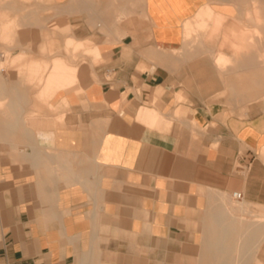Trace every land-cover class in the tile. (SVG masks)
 <instances>
[{
	"label": "crops",
	"instance_id": "0c3cea01",
	"mask_svg": "<svg viewBox=\"0 0 264 264\" xmlns=\"http://www.w3.org/2000/svg\"><path fill=\"white\" fill-rule=\"evenodd\" d=\"M208 2L0 8V264H264L263 49Z\"/></svg>",
	"mask_w": 264,
	"mask_h": 264
},
{
	"label": "rangeland",
	"instance_id": "374dc122",
	"mask_svg": "<svg viewBox=\"0 0 264 264\" xmlns=\"http://www.w3.org/2000/svg\"><path fill=\"white\" fill-rule=\"evenodd\" d=\"M211 1H213L215 4H212L211 2H208V4H210L213 8L217 7L218 9H230L232 11L231 13H233L234 10L236 11V16H232L230 18L226 17V19L227 20L230 19V20L234 21L237 25L241 26L244 30H246V32L248 34L250 33L253 35L254 42H252L253 45H249L250 43L247 45L248 50L249 49L251 50L252 48H254L256 50L259 48H262L263 49L262 56L264 59V10H261L262 9V2H257L255 0H248L251 2V3H248V5H247L249 7L248 8L246 6V4L244 3V0L243 1L242 0H239V1H236V0H233V1L211 0ZM38 2L44 3L45 7L49 6L48 8H45L44 15L39 16V21H42L43 18L46 19L44 22L42 21L40 23H45L46 25L51 26L53 24V22H52V0H0V8L4 9L7 7L8 8L7 10L9 11V13L11 15H13L14 13H17L20 20L23 23L33 24L34 22L36 23V20H38L37 15H36V13H37L36 11L40 10V7H42V5L38 6ZM202 7L205 8L207 6L204 5ZM255 7L257 9H255ZM249 10L252 12H250ZM258 10L260 13L258 12ZM214 11L215 10H213L212 12H214ZM259 15H260V17H259ZM206 17L209 20H211L212 15H206ZM209 22L205 25V27H196L197 29H195L190 35L187 36V39L191 40L193 45L198 44L197 41H199L201 39L200 36L208 33V31L210 30ZM245 25H251L252 27H248ZM17 34H18L17 32H13L11 35L13 37L11 42H12V45L14 46V49H16V46L18 45L16 43L17 42L16 41V35ZM218 34L219 33L214 34L210 38L209 37L206 38V40L216 39V38H218ZM47 37L50 38V40H47V45L49 47V53H48L49 55L47 54L48 56H50L51 54H53V55H66L67 57H70L74 60L75 59L76 60H79V59L84 60V58L87 55L83 46L76 44L77 42L75 40H73L72 38H69V37L66 38L65 46L63 48L59 49L58 47H56L54 45L53 35L50 34ZM8 42L11 43L10 41H8ZM191 48H192V50L196 49V47H193V46H191L190 48H185V49H184V47H182L180 49H176L175 52H176V54L184 55V51H187L188 49H191ZM7 49L9 50V53L7 52ZM7 49H2L3 54L5 56V59H3V62L5 60H7L5 65H2L3 68L5 66L9 67L10 59H12L16 55H18L20 52H23V51H20L16 54H12L11 53L12 51L9 48H7ZM7 53L9 55H7ZM41 53H43V52H41ZM47 55L45 54V56H47ZM89 55L90 54H88V56ZM92 56H93V58L96 57L95 55H92ZM23 57H24L23 63L21 65V67L18 68L19 72H21L24 63L26 62V60L28 58L27 56H23ZM25 66H27V65H25ZM34 76H36V74H34ZM79 82L80 81H78L77 83H79ZM45 106L47 108L49 107L50 109L52 108L51 104H48ZM0 204H1V210L3 211V209L5 208L4 207L5 200L1 197H0ZM0 244H1V241H0Z\"/></svg>",
	"mask_w": 264,
	"mask_h": 264
},
{
	"label": "bare ground",
	"instance_id": "6f19581e",
	"mask_svg": "<svg viewBox=\"0 0 264 264\" xmlns=\"http://www.w3.org/2000/svg\"><path fill=\"white\" fill-rule=\"evenodd\" d=\"M236 1H239V0H236ZM243 1V0H242ZM255 1H257V2H262V9L261 10H264V0H255ZM244 3L246 4V6L248 5V3H251L250 1H248V0H244ZM257 6V5H256ZM248 7V6H247ZM259 7V6H258ZM249 8V7H248ZM246 9V8H245ZM255 9H257L256 7H255ZM259 9V8H258ZM248 10V9H247ZM251 10V9H250ZM249 10V11H250ZM260 10V11H261ZM248 11V12H249ZM256 11V10H255ZM250 12H252V11H250ZM258 12H259V10H258ZM260 13V12H259ZM258 13V14H259ZM3 16H4V13H3ZM6 16H4V18H5ZM259 17H260V15H259ZM7 18V17H6ZM254 19V18H253ZM255 22V21H254ZM258 22V21H257ZM14 23V22H13ZM5 26V25H4ZM6 28H8V26H5ZM9 29V28H8Z\"/></svg>",
	"mask_w": 264,
	"mask_h": 264
},
{
	"label": "built area",
	"instance_id": "2783aa9c",
	"mask_svg": "<svg viewBox=\"0 0 264 264\" xmlns=\"http://www.w3.org/2000/svg\"><path fill=\"white\" fill-rule=\"evenodd\" d=\"M246 166H248V164H247ZM233 195H234L237 199H241V198L243 197V193H242L241 191H239V190L234 191V192H233Z\"/></svg>",
	"mask_w": 264,
	"mask_h": 264
}]
</instances>
